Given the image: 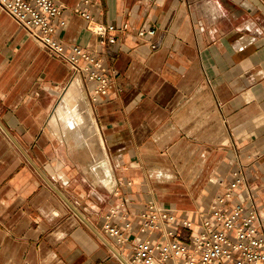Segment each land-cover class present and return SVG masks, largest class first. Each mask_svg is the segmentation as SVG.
Listing matches in <instances>:
<instances>
[{"label": "crops", "instance_id": "obj_1", "mask_svg": "<svg viewBox=\"0 0 264 264\" xmlns=\"http://www.w3.org/2000/svg\"><path fill=\"white\" fill-rule=\"evenodd\" d=\"M56 1L58 39L113 83L89 101L90 83L0 6V264H128L146 201L197 222L239 165L264 209V0H90L113 43L83 0ZM112 207L134 221L123 247L102 229Z\"/></svg>", "mask_w": 264, "mask_h": 264}, {"label": "built area", "instance_id": "obj_2", "mask_svg": "<svg viewBox=\"0 0 264 264\" xmlns=\"http://www.w3.org/2000/svg\"><path fill=\"white\" fill-rule=\"evenodd\" d=\"M83 0L75 7L87 21L88 28L113 43L117 37L109 34L114 25L96 20ZM3 7L29 34L57 58L70 66L72 75L83 76L89 87V101H97L112 87V75L101 57L80 44L65 46L58 39V26L66 24L64 5L56 0H0ZM127 23L122 25L123 29ZM153 28L140 27L138 34H154ZM157 47L156 42L152 43ZM223 190L213 196L206 209L198 210L197 222L178 215L170 206L151 199L137 211V231L144 237L134 241L133 249L124 255L128 264H264V209L254 189L246 185L244 167L239 165ZM244 190V197H236ZM112 207L106 215L103 232L111 235L123 247L128 244V230L134 227L132 218L123 214L120 224L112 219L118 213Z\"/></svg>", "mask_w": 264, "mask_h": 264}, {"label": "bare ground", "instance_id": "obj_3", "mask_svg": "<svg viewBox=\"0 0 264 264\" xmlns=\"http://www.w3.org/2000/svg\"><path fill=\"white\" fill-rule=\"evenodd\" d=\"M76 89H77V88H76ZM77 91H78V90H77ZM79 92H80V91H79ZM79 92H78V93H79ZM72 93H73V92H72ZM80 93H81V92H80ZM80 93H79V94H80ZM79 94H78V97H79ZM81 94H82V93H81ZM71 95H72V94H71ZM74 95H75V94H74ZM73 97H76V96H73ZM78 97H76V98H78ZM70 98H71V97H70ZM70 98H69V99H70ZM81 98H82V97H81ZM77 100H79V99H77ZM70 101H71V100H70ZM75 101H76V100H75ZM80 102H82V100H81ZM83 103H84V102H82L81 105H83ZM81 108H82V107H80V109H81ZM83 108H84V107H83ZM86 108H87V107H86ZM82 110H83V109H82ZM89 111H90V110H89ZM91 111H92V109H91ZM91 111H90V113H92ZM81 112H82V111H81ZM84 112H85V111H84ZM90 113H89V114H90ZM82 115L85 116V114H82ZM82 115H81V116H82ZM88 118H89V117H88ZM84 119H85V118H84ZM86 119H87V118H86ZM90 119H91V118H90ZM81 122H82V121H81ZM96 137H97V136H96ZM90 142H91V141H90ZM95 145H96V144H95ZM101 149H102V148H101ZM95 150H96V149H95ZM97 150H98V149H97ZM97 150H96V151H97ZM101 151H102V150H101ZM97 164H98V163H97ZM105 170H106V169H105ZM110 170H111V169H110ZM111 175H112V173H111Z\"/></svg>", "mask_w": 264, "mask_h": 264}, {"label": "rangeland", "instance_id": "obj_4", "mask_svg": "<svg viewBox=\"0 0 264 264\" xmlns=\"http://www.w3.org/2000/svg\"><path fill=\"white\" fill-rule=\"evenodd\" d=\"M224 184V183H223ZM216 195V193L214 194V195H212V196H210V198L208 199V202L210 201V199L213 197V196H215ZM207 202V203H208Z\"/></svg>", "mask_w": 264, "mask_h": 264}]
</instances>
